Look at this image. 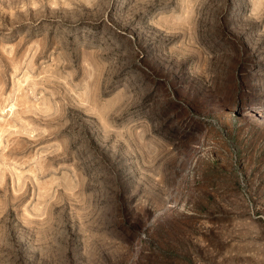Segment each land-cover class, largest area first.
I'll return each instance as SVG.
<instances>
[{"label":"rangeland","instance_id":"rangeland-1","mask_svg":"<svg viewBox=\"0 0 264 264\" xmlns=\"http://www.w3.org/2000/svg\"><path fill=\"white\" fill-rule=\"evenodd\" d=\"M0 264H264V0H0Z\"/></svg>","mask_w":264,"mask_h":264},{"label":"bare ground","instance_id":"bare-ground-1","mask_svg":"<svg viewBox=\"0 0 264 264\" xmlns=\"http://www.w3.org/2000/svg\"><path fill=\"white\" fill-rule=\"evenodd\" d=\"M11 110V109H10Z\"/></svg>","mask_w":264,"mask_h":264}]
</instances>
